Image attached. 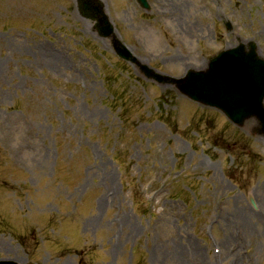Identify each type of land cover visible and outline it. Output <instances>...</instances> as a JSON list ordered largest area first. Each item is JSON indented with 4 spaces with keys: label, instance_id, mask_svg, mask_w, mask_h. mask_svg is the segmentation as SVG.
Returning a JSON list of instances; mask_svg holds the SVG:
<instances>
[{
    "label": "rangeland",
    "instance_id": "obj_1",
    "mask_svg": "<svg viewBox=\"0 0 264 264\" xmlns=\"http://www.w3.org/2000/svg\"><path fill=\"white\" fill-rule=\"evenodd\" d=\"M148 1L104 0L154 74L252 42L264 58V0H179L181 19L159 3L176 0ZM94 25L76 0H0V259L218 264L217 222L220 264H264L257 120L238 127L149 79Z\"/></svg>",
    "mask_w": 264,
    "mask_h": 264
},
{
    "label": "water",
    "instance_id": "obj_2",
    "mask_svg": "<svg viewBox=\"0 0 264 264\" xmlns=\"http://www.w3.org/2000/svg\"><path fill=\"white\" fill-rule=\"evenodd\" d=\"M148 8L147 0H139ZM94 6L101 21L98 28L104 37L113 35L115 29L104 14V6L97 0L84 3L83 10ZM95 18V17H94ZM115 49L125 60H134L132 53L121 43ZM182 94L195 102L221 110L234 124L244 126L246 121L257 119L259 133L264 136V59L257 45L252 43L218 54L206 70H190L183 79L173 81ZM0 264H18L0 261Z\"/></svg>",
    "mask_w": 264,
    "mask_h": 264
},
{
    "label": "bare ground",
    "instance_id": "obj_3",
    "mask_svg": "<svg viewBox=\"0 0 264 264\" xmlns=\"http://www.w3.org/2000/svg\"><path fill=\"white\" fill-rule=\"evenodd\" d=\"M166 2V1H165ZM160 4H162V2H159ZM167 4V7L166 8H168V6L171 8V6H173V10H174V12H175V15L176 14H178V16L177 17H175V18H180L181 19V15L183 14L182 12H181V6L183 5V3L182 2H180L179 0H176V3H172L171 1L170 2H166ZM169 4V5H168ZM169 10V9H168ZM167 10V11H168ZM164 15H165V13H164ZM227 239H230V237H227ZM200 256H201V253H200ZM210 264V263H209ZM212 264V263H211Z\"/></svg>",
    "mask_w": 264,
    "mask_h": 264
}]
</instances>
